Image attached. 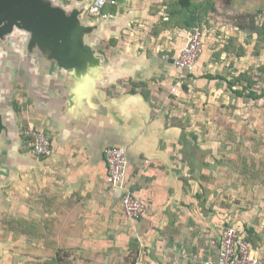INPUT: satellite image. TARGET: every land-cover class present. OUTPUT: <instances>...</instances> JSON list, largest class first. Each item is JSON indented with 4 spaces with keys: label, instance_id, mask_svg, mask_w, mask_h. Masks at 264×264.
Returning <instances> with one entry per match:
<instances>
[{
    "label": "crops",
    "instance_id": "crops-1",
    "mask_svg": "<svg viewBox=\"0 0 264 264\" xmlns=\"http://www.w3.org/2000/svg\"><path fill=\"white\" fill-rule=\"evenodd\" d=\"M52 1L84 10L90 49L60 67L16 44L10 97L1 58L0 264H201L217 257L230 224L264 264V211L227 199L224 158L209 155L186 108L230 71L224 34L200 21L198 64L186 91L171 93L172 59L212 0L119 1L104 21L88 15L93 0ZM27 126L51 139L49 157L31 155ZM111 146L126 150L128 188L148 206L138 220L106 181Z\"/></svg>",
    "mask_w": 264,
    "mask_h": 264
},
{
    "label": "rangeland",
    "instance_id": "rangeland-1",
    "mask_svg": "<svg viewBox=\"0 0 264 264\" xmlns=\"http://www.w3.org/2000/svg\"><path fill=\"white\" fill-rule=\"evenodd\" d=\"M259 1L212 0L209 16L199 18L205 33L224 34L226 52L233 57L217 87L198 88L201 98L187 99L186 108L199 138L208 142L209 155L224 158L227 199L244 210L264 211V2ZM18 41L15 34L13 45L0 53L9 97Z\"/></svg>",
    "mask_w": 264,
    "mask_h": 264
},
{
    "label": "built area",
    "instance_id": "built-area-1",
    "mask_svg": "<svg viewBox=\"0 0 264 264\" xmlns=\"http://www.w3.org/2000/svg\"><path fill=\"white\" fill-rule=\"evenodd\" d=\"M120 0H93L88 7V15L97 20H107V7H113ZM130 1V0H122ZM203 30L200 26H194L185 32V44L173 57L172 66L176 72V84L171 88V93H175L192 73L199 61L202 45ZM31 155L39 158H47L52 152L51 139L44 132L27 126L21 132ZM104 161L106 165V181L108 185L121 192V207L124 216L130 220H138L143 217L148 206L136 199L128 188L126 170L127 154L126 150L120 146H111L104 151ZM259 259L253 254L249 242L243 233L233 227L225 226L221 233L219 251L215 259L206 260L201 264H259Z\"/></svg>",
    "mask_w": 264,
    "mask_h": 264
},
{
    "label": "water",
    "instance_id": "water-1",
    "mask_svg": "<svg viewBox=\"0 0 264 264\" xmlns=\"http://www.w3.org/2000/svg\"><path fill=\"white\" fill-rule=\"evenodd\" d=\"M83 11L66 12L52 0H0V53L13 43L16 34L22 53L34 57L38 52L39 58L69 66L73 53L90 49L86 39L90 29L79 18ZM5 132L0 111V135Z\"/></svg>",
    "mask_w": 264,
    "mask_h": 264
},
{
    "label": "trees",
    "instance_id": "trees-1",
    "mask_svg": "<svg viewBox=\"0 0 264 264\" xmlns=\"http://www.w3.org/2000/svg\"><path fill=\"white\" fill-rule=\"evenodd\" d=\"M114 7V6H113ZM107 9V8H106ZM105 9V10H106ZM194 26H200L201 27V25H200V20H198V19H196V18H193L192 19V21L188 24V26H187V28H186V30H189V29H191L192 27H194ZM201 29H202V27H201ZM203 39H204V36H203ZM204 41V40H203ZM204 43V42H203ZM202 49H203V45H202ZM202 53V52H201ZM219 78V77H218ZM185 85V84H184ZM184 85H182V87L184 88L185 86ZM245 239L249 242V244H250V240L248 239V237L246 236L245 237ZM251 245V244H250Z\"/></svg>",
    "mask_w": 264,
    "mask_h": 264
}]
</instances>
